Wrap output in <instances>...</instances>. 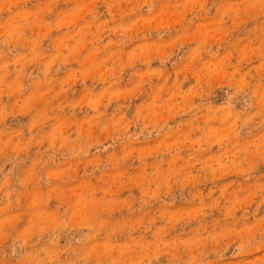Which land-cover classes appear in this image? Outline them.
<instances>
[{"label": "rangeland", "instance_id": "obj_1", "mask_svg": "<svg viewBox=\"0 0 264 264\" xmlns=\"http://www.w3.org/2000/svg\"><path fill=\"white\" fill-rule=\"evenodd\" d=\"M0 264H264V0H0Z\"/></svg>", "mask_w": 264, "mask_h": 264}]
</instances>
